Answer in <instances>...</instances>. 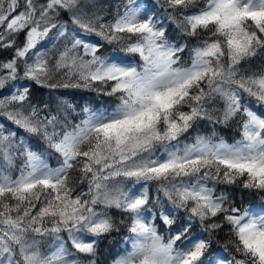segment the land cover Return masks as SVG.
<instances>
[{"label":"snow or ice","instance_id":"snow-or-ice-1","mask_svg":"<svg viewBox=\"0 0 264 264\" xmlns=\"http://www.w3.org/2000/svg\"><path fill=\"white\" fill-rule=\"evenodd\" d=\"M0 264H264V0H0Z\"/></svg>","mask_w":264,"mask_h":264},{"label":"trees","instance_id":"trees-1","mask_svg":"<svg viewBox=\"0 0 264 264\" xmlns=\"http://www.w3.org/2000/svg\"><path fill=\"white\" fill-rule=\"evenodd\" d=\"M107 2L115 4L118 2V0H107ZM221 134L224 135L226 138H228L230 141H231V138L234 136L238 138V135L236 134L235 129L233 128L222 130Z\"/></svg>","mask_w":264,"mask_h":264}]
</instances>
